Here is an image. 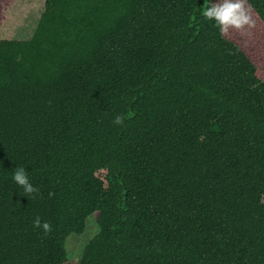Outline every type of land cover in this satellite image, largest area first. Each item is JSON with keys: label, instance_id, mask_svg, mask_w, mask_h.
Instances as JSON below:
<instances>
[{"label": "trees", "instance_id": "16d2710c", "mask_svg": "<svg viewBox=\"0 0 264 264\" xmlns=\"http://www.w3.org/2000/svg\"><path fill=\"white\" fill-rule=\"evenodd\" d=\"M44 2L29 40L0 31V264H264V41L208 0Z\"/></svg>", "mask_w": 264, "mask_h": 264}, {"label": "rangeland", "instance_id": "374dc122", "mask_svg": "<svg viewBox=\"0 0 264 264\" xmlns=\"http://www.w3.org/2000/svg\"><path fill=\"white\" fill-rule=\"evenodd\" d=\"M215 0H213V3ZM44 0H0V31L6 40H29L44 10ZM255 21V19L252 17ZM231 34L244 43L262 44L264 38L255 21V26ZM98 230L94 218L86 222L85 230L80 235L71 234L66 239V252L69 260L80 258L86 244L97 236Z\"/></svg>", "mask_w": 264, "mask_h": 264}, {"label": "clouds", "instance_id": "9594fccd", "mask_svg": "<svg viewBox=\"0 0 264 264\" xmlns=\"http://www.w3.org/2000/svg\"><path fill=\"white\" fill-rule=\"evenodd\" d=\"M202 17L213 23L221 34L228 35L230 31H240L255 26L252 19L253 9L249 0H208L207 5L201 10ZM116 125L122 123V118L117 116L114 120ZM13 183L22 190L25 197L34 196L38 189L34 187L24 167H18L11 173ZM33 227L41 229L45 234L51 231L47 222H41L39 217L33 220Z\"/></svg>", "mask_w": 264, "mask_h": 264}]
</instances>
